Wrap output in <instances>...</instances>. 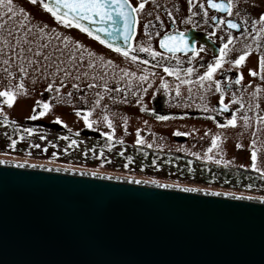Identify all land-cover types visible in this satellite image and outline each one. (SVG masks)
Masks as SVG:
<instances>
[{"label":"water","instance_id":"1","mask_svg":"<svg viewBox=\"0 0 264 264\" xmlns=\"http://www.w3.org/2000/svg\"><path fill=\"white\" fill-rule=\"evenodd\" d=\"M0 264H264V199L0 160Z\"/></svg>","mask_w":264,"mask_h":264},{"label":"rangeland","instance_id":"2","mask_svg":"<svg viewBox=\"0 0 264 264\" xmlns=\"http://www.w3.org/2000/svg\"><path fill=\"white\" fill-rule=\"evenodd\" d=\"M14 9L19 14V22L26 25V28H18L16 39L9 38L8 45L0 42V49L3 50L0 60L10 59L9 67L14 76L9 80L3 72L5 65L0 63V91L9 87L15 90V86L22 82L24 88L20 91L26 92V95H17L12 107H8L4 103L5 98L0 97L1 161L121 176L264 199L263 185L252 186L250 190L253 193L249 194L197 184L183 172L185 163L180 160L188 158L192 165L202 161L224 163L264 178V120H236L235 126L226 128L214 125L213 128L192 120H173V117H166L162 121L138 117L137 107L149 105L133 101L128 89L132 70L129 65L121 63L116 51L94 43L70 26L60 30L52 24L47 13ZM21 10L28 19L20 16ZM29 29L31 32H28ZM26 33L27 39L32 41L31 45L21 40ZM17 40H21V43L17 44ZM62 40L89 49V55L60 52ZM42 44L48 45L42 51L45 55L51 54L55 63L45 69L44 65L49 62L33 57L41 62V71L35 72L36 66L27 63L31 54L17 58L16 53L20 48L28 46L34 51L41 50L38 45ZM21 65L27 68L26 76L19 73ZM57 65L70 75L64 71L57 73ZM120 71L122 75L118 74ZM50 84L52 90L48 91ZM77 87L86 88V91L74 96L70 92ZM120 87L123 88V98L116 94ZM45 91L49 92V97L40 95ZM44 103L49 105V109L43 116H39L40 109L45 111L42 107ZM34 108L36 113L33 112ZM179 109V105L165 103L158 111L173 113ZM33 115L38 118L30 119ZM57 120L60 123H56ZM7 126L20 127L24 132L18 138L12 135L8 140ZM213 139H216L217 147L212 146ZM135 147L179 159L173 160L170 157L163 162L155 160L152 165L146 164L143 167L142 163L146 162L132 157L127 160L123 158ZM253 151L257 156L255 162L252 160Z\"/></svg>","mask_w":264,"mask_h":264},{"label":"flooded vegetation","instance_id":"3","mask_svg":"<svg viewBox=\"0 0 264 264\" xmlns=\"http://www.w3.org/2000/svg\"><path fill=\"white\" fill-rule=\"evenodd\" d=\"M141 2H144V8L132 12L135 22L131 44L126 50L111 49L79 27L70 26L94 43L116 51L121 63L130 66L132 73L128 89L131 97L137 104L149 105L137 107L138 117L157 121L173 117V120H192L213 128L214 125H225L228 128V121L233 115L236 120L243 122L264 117V69L259 64L260 58L264 56V23L260 22V17L264 15V0H231V16L227 12L208 7L207 0H192L191 6L189 0H127V5L130 9L139 8ZM213 2L227 4L229 0ZM201 4L204 5L203 8L200 7ZM13 7L47 13L54 26L60 30L65 28L63 23L57 22L51 13L44 10L39 0L35 5L30 0H13ZM205 12L207 16L204 15ZM20 16H25V13H20ZM189 19L191 22L186 23ZM221 20L225 23H219ZM228 20L240 27L229 29ZM180 33L183 34L188 49L194 48L195 51L168 52L160 47L164 36H176ZM229 39L232 43L225 50L227 54L222 58V66L216 69L211 80L199 81V77L208 71L209 65H214L217 59H221L220 50ZM61 42L60 52L77 56L89 55V49L81 48L75 43ZM169 46L184 47L178 41H170ZM140 48H148L150 51H140ZM124 52H128V56L123 55ZM153 53L159 55L154 56ZM246 53L245 61L239 66L235 65V60ZM132 57L136 59L133 60ZM188 69H192L191 74ZM253 71L257 73L256 76L250 74ZM118 74L122 75L123 72ZM237 79H240L239 84L235 83ZM217 84L219 91L216 90ZM122 89L120 87L116 92L121 98ZM85 91L86 88L77 87L72 88L70 93L75 96L76 93L83 94ZM40 95L50 96L48 91ZM233 100L239 103H233ZM165 103L179 105L180 109L173 113H160L158 110ZM225 106L228 111L223 110ZM40 111L42 112L41 109ZM216 164L226 165L219 162Z\"/></svg>","mask_w":264,"mask_h":264},{"label":"snow or ice","instance_id":"4","mask_svg":"<svg viewBox=\"0 0 264 264\" xmlns=\"http://www.w3.org/2000/svg\"><path fill=\"white\" fill-rule=\"evenodd\" d=\"M30 3L37 4L38 0H30ZM39 3L41 6L46 10L47 12L51 13L53 17L57 20L59 23H63L66 27L67 26H75L79 27L81 31L88 32L89 35H92L93 33L86 27L82 26L80 24L81 20H87L89 23H99V24H110L111 30L109 28H98L96 31H103L107 35L111 36L113 35V32H119L120 29L118 27H115L119 23H123L124 27L127 28L129 26V16L132 12H137L144 8V2H141L139 5V8H132L131 12L124 11L125 6L127 5V0H39ZM208 7L216 9L217 11L221 12H227L228 15H232V2L229 0L227 4H218L214 3L213 0H207ZM190 6L192 5V0H189ZM115 5V7H113ZM201 8L204 7L203 4L200 5ZM0 42H3L5 45H8L10 43V39H16L17 36V29H23L26 28V25L19 22L18 19V13L13 7V0H0ZM21 14H23V10H21ZM195 15V13H193ZM205 16H207V12L204 13ZM94 17H98V19H93ZM25 19H28V17L25 15ZM212 19H216L215 17H212ZM133 23L135 22V19L133 18ZM186 23H190L191 20L185 21ZM260 22L264 23V15L260 17ZM219 23H225V21L221 20ZM147 28V26H145ZM227 27L229 29H238L240 27L239 24L234 23L231 20L227 21ZM41 31H43L41 29ZM28 32H31L29 29ZM43 39V37H41ZM128 37L125 36V40H127ZM24 44L31 45L32 41L27 39V33L24 37L21 38ZM21 40H17V44L21 43ZM170 41H178L180 44H183L184 47L181 48L179 46L170 47L169 42ZM101 43L104 41L101 40ZM232 43V40L229 39L228 43L224 44V47L220 50V57L221 59H217L215 61L214 65H209L208 71L205 73L204 76L199 77V81L204 80H211L213 73L216 71L217 68H220L222 66V58L227 54L226 49H228V45ZM47 44L38 45V48L41 50H33L31 46H28L26 48H20L19 51L16 53L17 58H24L26 54H31L30 57L27 58V63L29 66L35 65L34 68L35 72L41 71V62L40 59H33L35 58H42L44 61H48L49 63L44 65L45 69L47 67H51L55 61L52 58L51 54L45 55L42 49L47 48ZM160 47L166 49L168 52H177V51H185V50H192L195 51L194 48L188 49L187 43L184 40L183 34L180 33L176 36L166 35L164 38L160 41ZM140 51H150L148 48H140ZM203 49H201L202 51ZM119 51V49H117ZM3 50L0 49V54H2ZM123 55L128 56V52H124ZM153 55H159V53H153ZM247 53L244 55H241L237 60H235V65L239 66L241 65L245 59H246ZM133 60H135V57H132ZM0 63L5 65L3 68V72L7 74V78L11 80L14 78L13 73L10 70V59H3L0 60ZM261 69H264V56L260 58L259 61ZM57 73L64 71L66 75H70L65 69L60 68L57 65L56 69ZM165 71H168V69H165ZM192 69H188V73L191 74ZM19 73L22 74V76L27 75V68L21 65L19 67ZM171 74V73H170ZM252 76H256L257 73L255 71L250 73ZM242 79V77H241ZM185 83H190L189 81H185ZM235 83L239 84L240 79H237ZM92 87L93 85H89ZM203 86V85H201ZM74 87H76L74 85ZM24 88L23 83L15 86V90H13L12 87H9L8 89L4 91H0V97H4V103L7 104L8 107H12L13 104L16 101L17 95H26V92L20 91ZM48 91L52 90V85L50 84L48 86ZM216 90L219 91V84L216 85ZM56 91H59L57 89ZM179 94V93H177ZM71 95V94H69ZM99 103V101H97ZM221 103H223V100H221ZM233 103H239L237 100H233ZM37 104L40 105V102L37 101ZM43 109L45 111H42L39 113V116H43L45 112L49 109V105L47 103H44L42 105ZM242 107V106H241ZM224 111H228V107L225 106ZM33 112H35V108L33 109ZM79 115V113H77ZM37 115H33L30 117V119H37ZM6 119V117H5ZM160 119H164L163 117H160ZM245 121H247V117H244ZM264 120V117L261 118ZM87 122V121H86ZM56 123H60L59 120L56 121ZM229 125L235 126L236 124V117L233 115V118L228 121ZM221 127H224L225 125H220ZM109 127H111V124L109 123ZM175 135H180V133H175ZM140 142V141H138ZM15 144V142H13ZM212 146L217 147V141L216 139H213ZM211 151V149H209ZM257 156L256 152L253 151L252 153V160L255 162ZM254 166V165H253ZM191 189H185V191H190Z\"/></svg>","mask_w":264,"mask_h":264},{"label":"trees","instance_id":"5","mask_svg":"<svg viewBox=\"0 0 264 264\" xmlns=\"http://www.w3.org/2000/svg\"><path fill=\"white\" fill-rule=\"evenodd\" d=\"M23 132L24 130L20 127L7 126L6 128V136L8 137V140L12 135L18 138L21 134H23ZM104 142H106V140H104ZM131 157L141 162H146L142 163L143 167H145L146 164L152 165L155 160L163 162L164 160L170 159L172 156L165 153L151 152L135 147L129 150L123 158L127 160V158ZM172 159L178 160L179 158L172 157ZM180 160L185 163L182 170L187 173L188 178L193 179L197 182V184H201L203 186L222 188L236 193L249 194L253 193L250 190L252 186H264L263 177L245 171H240L236 168L209 162H199L197 165H192L188 158Z\"/></svg>","mask_w":264,"mask_h":264}]
</instances>
